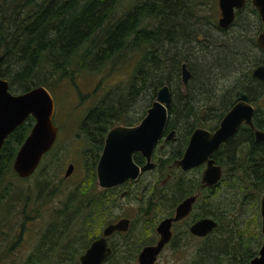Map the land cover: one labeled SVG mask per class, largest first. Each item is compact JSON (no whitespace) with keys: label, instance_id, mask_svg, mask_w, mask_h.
<instances>
[{"label":"trees","instance_id":"trees-1","mask_svg":"<svg viewBox=\"0 0 264 264\" xmlns=\"http://www.w3.org/2000/svg\"><path fill=\"white\" fill-rule=\"evenodd\" d=\"M135 2L116 16L121 0H0V78L7 80L11 93H22L39 85L45 86L52 93L60 81L69 80L73 83L77 74L83 70L92 72L111 60H132L129 63L131 68L127 81L114 90L105 92L78 119L77 137L82 138L85 143L82 149L85 176L81 184L76 185V192L65 200L62 208L54 211L37 247L27 256L26 264H47L52 259L55 264H77L78 258L68 253L67 244L75 239L76 233L72 234L71 230L76 216H81L82 220L80 234L84 233L87 237L95 235L88 229L90 221L87 218L90 215L81 212L89 207H103L100 194L95 192V164L105 135L116 124L137 123L161 86L167 84L172 96L167 127L187 125L188 132L193 126L218 123L235 103V90L244 91L253 102L264 89V83L252 78L250 71L253 65L255 67L264 62V53L255 43L261 25L249 0H246L245 7L249 8L250 14L257 21L252 25L250 34L242 38L244 57L241 58L240 55L239 62H236L238 58L231 62L227 57L223 64L214 61L211 67L224 70L227 73L226 79H232L221 94H211L213 105L201 116L195 104L197 96L203 93L202 88L209 81L210 74L203 77V69L211 64L202 65L192 60V65L187 61L191 76L185 84L180 79L182 57L173 54V59H170L172 69L169 73H165L166 68L164 70V64L168 63L170 51L174 47L175 51L183 52L187 45L192 47L188 39H193V45L202 42L206 47L204 49L208 48L207 43L197 39L195 27L189 26L188 13H194L195 4L191 6V0ZM239 14L240 11L237 12V18ZM188 26L189 30L186 29ZM255 49L262 53V57L248 61V53L252 54ZM234 54H237V50ZM203 62L209 63L206 60ZM199 75L205 80L198 84ZM213 78L212 76L210 81ZM200 84L203 86L200 87ZM142 95L145 99L143 110L136 116H130L128 106ZM77 96L83 98L80 92ZM254 115L255 126L264 130V111L257 108ZM33 123V117L28 116L5 139L0 149V186L7 176H17L12 162ZM230 141L233 149L231 148L228 157L218 158L224 165L221 179L224 191L220 193L221 187L218 184L211 194L212 196L215 191L221 197L217 204L218 224L196 246L197 254L192 258L193 264H225L221 262L222 254L227 255L230 264H247L262 242L260 227L258 230H254V227L258 219L260 226L259 200L264 191V142H256L253 131L248 126L240 128ZM181 150L178 148L176 151ZM46 173L44 178L37 181L38 199L47 200L57 191L58 186L52 183ZM202 196L201 206L204 212L206 198L205 194ZM245 204L249 209L255 205L256 207L252 209L245 230H242L234 227L236 220L242 215H234V210L241 208L245 212ZM255 237L257 248H249Z\"/></svg>","mask_w":264,"mask_h":264},{"label":"rangeland","instance_id":"rangeland-1","mask_svg":"<svg viewBox=\"0 0 264 264\" xmlns=\"http://www.w3.org/2000/svg\"><path fill=\"white\" fill-rule=\"evenodd\" d=\"M135 1L121 0V5L116 10V16L120 15L129 4H135ZM194 4V13H188V16H190L189 26L195 27L197 39L199 42L203 40V43H207L208 48L204 49L206 47L202 45V42H200L201 44L196 42L193 45V39H188V43L192 47L187 45L184 52L181 50L175 51L174 47L170 51L168 63L164 64V70L167 69L165 73H169L172 69L173 63H171L170 59H173L171 57L173 54L182 57L180 64L182 62L187 63V61L191 62L192 60L202 65L211 64L210 67L205 66L208 71L205 68L203 69V77L210 74L209 81L207 86L202 88L203 93L197 96V102L195 104V108L199 116H201L206 113L209 106L213 105L211 94L214 95V92L221 94L225 90V87L230 85L232 79H226L227 73L215 66L211 67L212 64L215 60L223 64V60H226L225 57L230 58L231 62H234L238 58L236 62H239L244 57L243 53H245L242 38L250 34L251 27L256 23L257 19L250 14L248 7H244L245 10H241L239 17H236L226 29H222L217 25V20L220 17L218 0H191V6ZM182 12H184L183 9ZM189 26L186 29L189 30ZM194 39L196 40V38ZM236 50L237 54H234ZM207 56L209 57L207 58ZM261 57L262 53L258 49H255L252 54L248 53V61L255 58L259 60ZM203 60L209 61V63H205ZM130 61L132 62V60ZM131 62L121 61V59H117V62L111 60L92 72L81 71L77 74L73 83L69 80H62L55 86V91L51 93L55 102L53 122L59 132L54 147L41 159L40 165H38L32 175L26 178L15 175L7 176L0 186V264H26L25 260L27 256L37 247L45 226L54 216V211L61 209L65 200L72 193L76 192V185L78 183L80 185L85 176L84 157L82 155V149L85 143L82 138L77 137L78 119L105 92L114 90L118 85H122L127 81L131 68L129 63ZM191 64L193 65L194 63L191 62ZM186 66L189 70L188 64ZM237 66L239 65L237 64ZM253 67L254 65L250 68V71ZM217 72L221 75L217 74ZM212 76L214 78L210 81ZM203 80L205 79H202L201 75H199L198 84L203 83ZM201 86L203 85L200 84ZM257 89L258 86L256 91ZM78 92L83 94L82 99L77 96ZM144 105L145 99L142 95L134 104L128 106L129 115L136 116L140 114ZM255 105L264 111V95ZM69 163L74 164L75 167L70 173V176L65 177V171ZM44 173L51 178L53 184L58 186L56 193L47 200L37 198L39 190L37 181L42 177L44 178ZM154 176H156V173ZM219 184L221 187L220 193H222L224 191L222 181ZM220 198V194L210 198L212 205L216 203L213 210L217 211V204L221 200ZM101 208L92 209V207H89L81 212L82 214L90 215L87 218L90 221L88 229L89 231H93L94 234H97L107 219L121 213L120 207H110L111 209H107V207ZM243 208L245 212L241 208L234 210V215L239 216L242 214L236 220L234 227L245 230V225L249 222L253 208L249 209L247 204ZM74 219L75 225H73L71 233H76L77 235L80 234L82 220L81 216H76ZM259 227L258 219L254 230H258ZM256 241L257 238L255 237L254 241L249 245V248L256 249ZM196 245H198V242ZM173 251L174 248L173 250L171 248L165 249L159 257L158 264H193V259L191 258V252L194 251L193 246L187 245L183 251L179 250L180 252ZM221 256V262L225 264L231 263L227 259V255L222 254ZM47 264H55L54 259Z\"/></svg>","mask_w":264,"mask_h":264},{"label":"water","instance_id":"water-1","mask_svg":"<svg viewBox=\"0 0 264 264\" xmlns=\"http://www.w3.org/2000/svg\"><path fill=\"white\" fill-rule=\"evenodd\" d=\"M256 10L261 22V30L256 36V45L264 51V0H249ZM246 0H218L220 27L229 26L234 18V9H240ZM190 72L186 64L181 65V80L187 81ZM252 78L264 82V64H259L251 70ZM236 102L225 112L214 131L203 128H195L189 137L181 159L175 162L182 169L206 163L201 181L205 185L216 183L222 176L221 167L214 165L208 155L222 142L232 137L242 124L248 126L254 135L256 142H264V131L256 128L253 123L254 106L249 102L247 94L237 91ZM171 93L167 84L161 86L154 100L146 109L142 118L134 125L116 124L106 133L102 151L95 167L96 184L101 188H109L118 185L126 179H134L139 170H145L153 166L150 158L154 147L161 139L168 121V107ZM55 102L51 92L42 85L36 86L22 93H11L7 80L0 78V149L9 133L21 124L28 116H32L34 123L30 132L20 145L12 162V168L18 177L26 178L37 169L43 155L53 146L57 137V126L53 122ZM172 135V131L167 135ZM135 152L141 153L146 163L139 168L133 160ZM73 170L69 164L65 176ZM193 198H187L176 209L173 219L187 214ZM259 214L261 222L262 242L248 264H264V191L259 200ZM182 217V216H181ZM127 221V220H126ZM125 219L116 224H110L103 230V236L93 241L90 247L80 257V264H101L109 255L110 249L106 246L105 236L115 229L121 228ZM167 220H163L162 227ZM217 223L209 218L196 221L190 231L199 236H204L215 228ZM162 236L156 246L144 248L140 255V264H152L155 255L162 247L168 236L161 232Z\"/></svg>","mask_w":264,"mask_h":264},{"label":"flooded vegetation","instance_id":"flooded-vegetation-1","mask_svg":"<svg viewBox=\"0 0 264 264\" xmlns=\"http://www.w3.org/2000/svg\"><path fill=\"white\" fill-rule=\"evenodd\" d=\"M244 7L245 4L240 9H234L235 18L237 17V12L245 10ZM227 27L220 28L226 29ZM258 33L259 32H257V34ZM259 50L264 53L262 49L259 48ZM260 64H264V62ZM181 65L182 64H180V73ZM190 76L187 81L190 79ZM257 82L264 83L258 80ZM237 91L245 93L242 90H235L234 95ZM260 93V97L253 102H251L248 97V100L254 106L255 111L257 108L261 109L255 104L264 95V89L261 90ZM234 99L236 102L235 96ZM254 116L255 115H253V123ZM219 121L214 125L206 124L204 126H193L189 132L187 131L189 127H187V125H182L179 128H168L166 124L162 137L155 145L153 153L151 155L150 160L151 162H153V166L151 168L145 170L140 169L139 174L136 178L126 179L118 185L109 188L98 187L95 180V192L100 194L101 200L103 202V207H107V209L110 207H120L121 213L107 219L102 224L97 234L89 237H87L84 233L77 234L75 235V239L67 244L68 253L77 256V264H80L81 255L85 253V251L90 247L91 243L103 236V230L108 225L116 224L118 221L123 219L127 221L124 224H121V228L115 229L107 236H105L106 246L110 249V253L101 262V264H140V255L142 251L144 250V248L156 246L161 239L162 231L164 234L168 232V239L164 241L162 247L155 255L152 264H158L159 257L167 248H171V250H173L174 248L173 252H180L179 250L183 251L187 245H190L193 246L194 250L191 252V258L194 257L193 255L197 254L195 250L196 246H198L203 239L207 238V236L213 232L214 228L206 235L199 236L193 234L190 231V227L196 221L203 218L212 219L218 224L216 219L218 215V207L217 211L213 210L216 206V203L212 205L210 201V198L214 196V193L216 196L215 191L211 196L213 188L215 189L216 186L220 183L224 174V165L222 162L218 161V158L228 157V153L233 149L230 140L236 133L239 132L240 128L246 125L242 124L232 137L222 142L214 151H212L208 155V159H211L214 165L220 166L222 170V176L216 183L212 185H205L202 183L201 177L207 166L206 163L187 169H182L181 167L176 166L175 162L181 159V157L183 156V153L189 141V137L195 128H203L208 131H214L218 127ZM171 131L172 135L170 136V138H168L167 135ZM58 132L59 130H57V137ZM57 137L55 142L58 139ZM229 145L230 147H227ZM178 148H181L182 150L176 151L178 150ZM101 151L102 148L100 150V153ZM175 151L176 153L174 154V157H172L173 152ZM133 160L139 168H141L146 163L145 157L139 152H135L133 154ZM72 165L74 168V164ZM155 173L156 176H154ZM68 176H70V174ZM202 194H205L204 197L206 198L203 204L204 212L202 211L201 206L203 198ZM191 197L193 198V200L190 204V208L187 214L181 215L182 217L180 216L178 219H173L176 215V209L182 203H184L187 198ZM167 219L168 221H166V223H164L162 227H159L161 222ZM197 242L198 245H196Z\"/></svg>","mask_w":264,"mask_h":264},{"label":"bare ground","instance_id":"bare-ground-1","mask_svg":"<svg viewBox=\"0 0 264 264\" xmlns=\"http://www.w3.org/2000/svg\"><path fill=\"white\" fill-rule=\"evenodd\" d=\"M182 64H187V63L183 62Z\"/></svg>","mask_w":264,"mask_h":264}]
</instances>
